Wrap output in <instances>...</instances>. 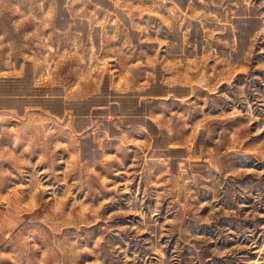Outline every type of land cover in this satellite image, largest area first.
<instances>
[{
    "label": "rangeland",
    "instance_id": "rangeland-1",
    "mask_svg": "<svg viewBox=\"0 0 264 264\" xmlns=\"http://www.w3.org/2000/svg\"><path fill=\"white\" fill-rule=\"evenodd\" d=\"M12 8L0 264H264V0Z\"/></svg>",
    "mask_w": 264,
    "mask_h": 264
},
{
    "label": "crops",
    "instance_id": "crops-1",
    "mask_svg": "<svg viewBox=\"0 0 264 264\" xmlns=\"http://www.w3.org/2000/svg\"><path fill=\"white\" fill-rule=\"evenodd\" d=\"M0 121L14 120L22 112V103L37 95L35 68L27 60L19 59L22 47L14 32H26L23 25L13 24L12 0H0ZM20 54V55H19ZM32 73L31 82L29 75ZM36 93L29 94V91ZM37 98V97H36Z\"/></svg>",
    "mask_w": 264,
    "mask_h": 264
},
{
    "label": "built area",
    "instance_id": "built-area-1",
    "mask_svg": "<svg viewBox=\"0 0 264 264\" xmlns=\"http://www.w3.org/2000/svg\"><path fill=\"white\" fill-rule=\"evenodd\" d=\"M2 132H3V131L0 129V135L2 134Z\"/></svg>",
    "mask_w": 264,
    "mask_h": 264
}]
</instances>
